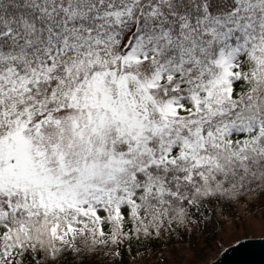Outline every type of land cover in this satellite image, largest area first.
<instances>
[{"label": "snow or ice", "instance_id": "obj_1", "mask_svg": "<svg viewBox=\"0 0 264 264\" xmlns=\"http://www.w3.org/2000/svg\"><path fill=\"white\" fill-rule=\"evenodd\" d=\"M238 224L264 0H0V264H180Z\"/></svg>", "mask_w": 264, "mask_h": 264}, {"label": "water", "instance_id": "obj_2", "mask_svg": "<svg viewBox=\"0 0 264 264\" xmlns=\"http://www.w3.org/2000/svg\"><path fill=\"white\" fill-rule=\"evenodd\" d=\"M208 264H264V237L238 241Z\"/></svg>", "mask_w": 264, "mask_h": 264}, {"label": "rangeland", "instance_id": "obj_3", "mask_svg": "<svg viewBox=\"0 0 264 264\" xmlns=\"http://www.w3.org/2000/svg\"><path fill=\"white\" fill-rule=\"evenodd\" d=\"M262 237H264V230H261L258 227L255 229H249V228H246L243 224L234 225L230 228H227L225 231L215 236V239L218 242V243H215V245L217 246L216 251H219V250L222 251L223 249L231 246L232 244L238 241L244 240V239H255V238H262ZM198 244H200V242ZM211 251H213V247ZM211 251H206V254L210 253ZM197 256H198L197 254L193 253V255L191 256L183 257V259L180 260V263L184 264V261L192 262L193 260H195ZM215 256L217 257L218 254L217 255L213 254L211 256L212 259L209 262L214 260L216 258Z\"/></svg>", "mask_w": 264, "mask_h": 264}, {"label": "trees", "instance_id": "obj_4", "mask_svg": "<svg viewBox=\"0 0 264 264\" xmlns=\"http://www.w3.org/2000/svg\"><path fill=\"white\" fill-rule=\"evenodd\" d=\"M215 243H218L215 239V236L209 237L207 240L200 241V244H197L193 252L194 254H197L198 256L195 258V260H193L194 262L192 261L190 262V264H207L212 259L211 256L213 254L217 255L220 252V250L216 251L217 246L215 245ZM212 247H213V251H211ZM206 251H211V252L206 254ZM182 259L183 257H180V256L177 257L178 261Z\"/></svg>", "mask_w": 264, "mask_h": 264}, {"label": "bare ground", "instance_id": "obj_5", "mask_svg": "<svg viewBox=\"0 0 264 264\" xmlns=\"http://www.w3.org/2000/svg\"><path fill=\"white\" fill-rule=\"evenodd\" d=\"M221 253V251L218 253V255ZM217 258V257H216Z\"/></svg>", "mask_w": 264, "mask_h": 264}]
</instances>
